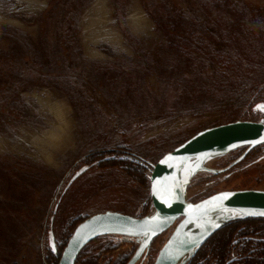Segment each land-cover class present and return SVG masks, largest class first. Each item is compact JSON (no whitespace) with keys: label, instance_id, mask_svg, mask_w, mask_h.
Masks as SVG:
<instances>
[{"label":"rangeland","instance_id":"obj_1","mask_svg":"<svg viewBox=\"0 0 264 264\" xmlns=\"http://www.w3.org/2000/svg\"><path fill=\"white\" fill-rule=\"evenodd\" d=\"M95 3L107 9L100 28L90 25ZM181 17L200 32L173 35L172 49L167 30ZM16 53L9 65L21 79L0 77V264H58L96 214L154 216L142 178L161 156L206 128L264 122V0H0V56ZM204 165L186 202L264 190V145L212 153ZM179 226L187 240L203 231L178 221L136 264H154ZM231 231L175 264H238L264 252V221L225 244ZM143 238L99 236L76 264H127Z\"/></svg>","mask_w":264,"mask_h":264},{"label":"water","instance_id":"obj_2","mask_svg":"<svg viewBox=\"0 0 264 264\" xmlns=\"http://www.w3.org/2000/svg\"><path fill=\"white\" fill-rule=\"evenodd\" d=\"M263 144L264 122L238 120L206 128L196 133L183 144L165 153L151 166L147 178L148 189L152 205L155 211L161 216H145L140 218L121 212L111 211L91 216L75 228L62 252L58 264H76L80 253L92 240L103 235L119 234V232L116 233L115 231H105L101 233L96 232L99 228L104 226L121 227L126 230L127 233L129 230L133 232L149 233L146 244L143 242L127 263L136 264L142 258V255L155 238L169 231L178 221H182L183 224H186L188 222H197V220L209 219L222 214H231L254 202L260 203L264 206V190L258 189L221 191L195 203L186 201L173 202L167 200L161 194L159 189L162 174L168 168L176 164L185 163L188 158L196 156L198 153H203L205 151L224 146L233 147L232 149L248 146L249 151ZM207 156L208 155L203 156L204 160ZM196 172L197 171H195L192 176ZM214 197H221V199L214 200ZM206 201H211V203L206 204ZM197 205H204V207L197 208ZM245 218L264 219V215L259 214L233 218L229 216L225 222L204 232L202 231L197 238L192 240H187L185 237L183 233L184 225L179 226L172 238L160 250L154 264H175L180 258L176 259L171 257V249H180L184 254L191 250H196L202 246L216 231L222 228L225 223L233 219ZM144 221H150L151 223L141 227ZM178 231L181 232L176 234ZM153 232L154 234H152ZM119 235L129 234L121 232Z\"/></svg>","mask_w":264,"mask_h":264},{"label":"bare ground","instance_id":"obj_3","mask_svg":"<svg viewBox=\"0 0 264 264\" xmlns=\"http://www.w3.org/2000/svg\"><path fill=\"white\" fill-rule=\"evenodd\" d=\"M97 4L98 3H95L93 7L91 8V14L93 17L90 20V25L92 26V24H94L96 27L100 28V27H103L105 24H107L108 14H107V9H99ZM128 20L133 25L135 26L138 25L139 17L137 14V10H134L129 14ZM232 148L233 147H230V146H224V147H219V148H215L212 150H208L203 153H198L196 156H198L197 158H199V160L196 163H194L192 169L190 170L184 167L185 163L176 164L168 168L162 174V177L159 183V189H160L161 194L167 200H170L173 202H184L185 197H186V187L191 177H193L192 174L195 171L206 169L204 165L203 156L209 155L212 153L228 152ZM260 213H264V206L260 203L254 202V203L248 204L243 209L233 212L231 214H222V215L215 216L209 219L197 220V222L202 227V230L204 232L206 230L213 228L214 226L218 224L225 222L229 216L244 217V216H249V215H259ZM154 216L159 217L161 215L158 212H156ZM105 231H115L116 233L119 232V234L123 232L127 234L126 230H124L121 227H117V226H104V227L99 228L96 232L101 233ZM179 232L181 231H178L176 234H179ZM142 241L143 242L145 241V236ZM184 255L185 254L180 249L173 248L170 250V256L173 258H176V259L180 258L181 260Z\"/></svg>","mask_w":264,"mask_h":264},{"label":"trees","instance_id":"obj_4","mask_svg":"<svg viewBox=\"0 0 264 264\" xmlns=\"http://www.w3.org/2000/svg\"><path fill=\"white\" fill-rule=\"evenodd\" d=\"M172 29L167 30V32L169 34H171L169 41H170V47H175L176 44L174 43L173 40V35H181L185 38H194L196 34H198L200 32V29L197 28L195 25L191 24L188 20H186L184 17L181 18H176L172 21ZM174 32V33H173ZM179 48V46H176ZM19 55L20 54H13L10 56H0V77L5 79L6 81L9 80H17L19 81L21 78L19 77L18 73L16 72V68L14 66L9 65V62H12L14 60L19 59ZM191 74L193 75V77H199L200 73L197 69L193 70V72H191ZM8 85V84H7ZM6 84H4V86H7ZM195 87V85H190L189 89H193ZM264 145V144H263ZM142 179L145 180L146 183V176H144ZM144 182V181H143ZM143 211H147V207L143 208ZM259 221H264L263 218H247L244 220H236V221H232L229 224H227L226 226L220 228L218 231H216L202 246H200L199 248L201 249L204 245H206L212 238L220 235L222 232L224 233L225 228L227 227H232V231L229 232L228 236H227V240L225 242V244L229 243L232 235L239 230L240 228H242L245 224H248L249 222L252 223H256ZM222 233V234H223ZM222 236L221 239H223V241L226 239L225 236ZM220 259L222 258L220 264H224V260H223V256L219 257ZM236 263V262H235ZM237 264V263H236ZM238 264H264V252H262L260 254V256H249L246 258L241 259Z\"/></svg>","mask_w":264,"mask_h":264},{"label":"snow or ice","instance_id":"obj_5","mask_svg":"<svg viewBox=\"0 0 264 264\" xmlns=\"http://www.w3.org/2000/svg\"><path fill=\"white\" fill-rule=\"evenodd\" d=\"M258 108H259L260 110L264 111V105H260V106H258ZM213 199H214V200H219V199H221V197H214ZM205 203H206V204H210L211 201H206ZM190 207H191V206H190ZM196 207H197V208H202V207H204V205H197ZM250 214H251V213H250ZM260 214H261V215H264V213H260ZM150 223H151L150 221H144V222H143V225H141V227H144V226H146V225H149ZM127 234H129V235H141V234L144 235V236H145V241H144L145 244H146V242H147V238L149 237V233H148V232L140 233V232H133V231L129 230ZM152 234H154V232H153ZM141 250H143V249H141Z\"/></svg>","mask_w":264,"mask_h":264}]
</instances>
